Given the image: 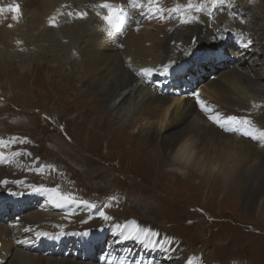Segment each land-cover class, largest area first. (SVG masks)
<instances>
[{
  "label": "rangeland",
  "instance_id": "obj_1",
  "mask_svg": "<svg viewBox=\"0 0 264 264\" xmlns=\"http://www.w3.org/2000/svg\"><path fill=\"white\" fill-rule=\"evenodd\" d=\"M6 1L0 0V7H3ZM10 1L12 6L21 3L18 0ZM30 1L38 4L42 0ZM82 1L79 3L78 10L88 13L85 18L68 17L67 13L74 11V4H68L69 10L59 18L58 26L46 25L43 27V33L38 31L39 33L36 32L30 37L21 38L23 40L20 39V45L12 39L6 41L8 45H4L5 38H1L2 33L0 32V134L8 140L13 148L34 152L37 157L35 166L43 170L38 173L33 164L28 162L27 169L17 166L13 168L11 174H7V178L10 177V180L19 186L32 185L36 190L40 189L39 194L44 193L43 189L55 187L64 194H71L76 200L96 205L95 208L90 207L95 215L86 219L87 221L80 215L74 217L77 222L75 230L65 231L61 234L45 231L36 235L32 238L29 251L26 253L37 257L46 256L45 258L50 259L70 258L73 261H80L82 255H75L74 242L85 239L83 233L90 229H84L85 226L92 224L99 228L101 225H106L107 220L99 216L100 212H104L109 219L114 215L124 214L126 218L136 217L135 221L139 219L141 223L150 221L153 226L161 227L166 231L170 239L172 237L180 242V247L173 244L172 246L175 245L173 249L166 247L161 252V255L169 257L172 261L161 264H172L175 260L174 254L180 249L182 250L180 261L185 260L187 264H192L194 261H196L194 264H264V222L244 208V201L253 199L257 190L250 187L246 189L247 197L241 194L245 188L240 191L241 193L238 191L239 202V199L230 197L234 192H231L232 189H230V194L226 193L228 196L226 194L224 196V188L217 193L215 192L219 189L217 187L208 189L196 180L185 179L177 173L167 171V167L163 164L165 162L158 161L157 156L151 152V148L143 144L134 131V127H130L129 122L123 118L124 106L117 107V102L115 104L112 102L108 110L100 105L97 106V103L96 107L95 101H91L92 96L84 92L81 78L73 74L74 64L79 66L77 58L82 61L84 49L88 45L87 41L84 42L85 38L79 40V33L87 31L85 29L88 26L86 22L91 16V11L94 14H92L93 20L97 21L100 18L95 15V12H98L100 8L94 7L98 5L97 2L92 5V2L88 1L85 5L86 2L81 3ZM161 1L159 0V6H161ZM173 1L175 2L173 4L180 5L182 9L189 3V0ZM192 3L199 4L200 0H192ZM120 5L125 6L118 4V6ZM127 5L132 10L131 6ZM176 5H167L164 8L167 10ZM123 9L125 11V8ZM153 9L155 11V8ZM21 10V13L25 15V8H21ZM192 11L195 12L194 9ZM126 12H130L132 16L142 17L138 11L127 10ZM187 13L186 17H196L197 15L194 22L204 32L203 35L207 41L205 40L203 44L195 43L193 38L191 44L185 43L183 49L186 48L188 51H183V53L184 57H187L184 60L177 59L169 63L173 67L195 59L200 53L206 56L205 61L208 63L210 60L207 57L209 47L214 42H218L216 49L225 48V51L223 50L220 54L228 56L231 51L237 50L236 52H238L247 40L250 39L255 43L258 36L259 40L264 37V0H253L252 3H249V0H234V2L226 0L225 5L219 9H212L209 4L208 10L205 12ZM174 15L166 11L161 19L163 21L173 19ZM0 16V29L6 30L8 28L5 23L6 11L0 12ZM202 17L206 20L210 17L213 19L209 23L211 26H208V30H212V34L220 29H218L219 26L221 27L222 32L219 37L207 36V32L203 31L207 27L204 26L206 20ZM2 18L5 20L3 21ZM63 18L64 21H61ZM129 18L125 20L129 21ZM242 19L243 23H241ZM133 20L132 25L137 26L135 32L138 35H143L144 39L150 36L145 34L142 18L140 22H137L136 19ZM75 23L78 25L76 27L78 28L76 29L77 34L74 36V33L70 36L66 32L65 26L69 24L71 27ZM174 25L175 23L172 26ZM193 25L194 23L188 25L184 32L195 28ZM189 26H191L190 29ZM112 29L116 30V28ZM22 32V35H28L31 31L24 30ZM27 32L29 33L27 34ZM111 32V30H106L94 33L96 35L100 33L103 38L111 41ZM255 32L258 34L255 35ZM17 36L18 34L15 38ZM37 37L42 39L41 42H38L37 46L35 43L30 44ZM119 37L126 39L128 35L123 33ZM97 39L99 40L97 41ZM236 39H240L241 44H234ZM94 40L97 44L104 42L99 37H95ZM44 43L55 45L60 51L57 62L62 64L61 66L56 61H43L37 57V48ZM101 45L103 46V44ZM120 45L122 46L121 42ZM191 46H195L197 49H192ZM199 46L202 48L199 49ZM256 47L258 46L253 44L252 55L256 50L258 51ZM40 49L41 47H39V51ZM256 53L259 54L257 56L258 64L254 65V62L248 60L247 65L243 67L240 65L242 66L244 63L238 62L234 63V68L225 69L226 66L225 70L217 75V78H204L202 85L198 84L195 91L208 90L206 86L208 82L224 80L221 78L222 74L236 68V71L239 72L238 76L248 75L253 80L252 82L256 83L259 89L261 88L260 90H264V55H262L263 51ZM75 59L77 60L75 61ZM55 68L59 72L57 75H55L57 73ZM65 72L70 76L63 77ZM211 75L214 73H210ZM139 85L140 83H137V86ZM177 94L180 97L183 96L179 92ZM259 94L258 101L256 100L259 109L255 111V114L257 115V112L260 111L264 115V93L259 92ZM150 102L152 107H156L155 101L151 100ZM134 117L140 119L139 115ZM69 150H71L70 154ZM92 175L95 177L90 178ZM255 181L256 179L252 180L254 183ZM76 206L78 207V205H74V208ZM73 211L71 212L74 216ZM95 216L92 223H86ZM63 227L66 229L67 224ZM64 229L62 228V230ZM74 233L78 235L76 239H74ZM97 233H101V231H97ZM44 237L60 239V243H55L56 246L61 247L58 254L47 252L53 248L44 247L42 251L40 248L34 249V245H40L42 243L40 239ZM29 241L25 244L15 243V246L24 248ZM101 242L104 243L105 240L102 239ZM63 251L66 252L64 255L68 256H63ZM8 260L1 262L7 264ZM80 262L107 264L100 261V257Z\"/></svg>",
  "mask_w": 264,
  "mask_h": 264
},
{
  "label": "bare ground",
  "instance_id": "obj_2",
  "mask_svg": "<svg viewBox=\"0 0 264 264\" xmlns=\"http://www.w3.org/2000/svg\"><path fill=\"white\" fill-rule=\"evenodd\" d=\"M18 1L21 2L18 3L20 13L22 11L21 8H25V15L21 13L18 21L11 19L10 15H14L15 13L7 11V7L12 6L11 1L7 0L4 2L3 8H5L7 18L6 20L2 18V20H5L6 27L9 24L12 25L6 30L0 29V32L3 34H1V38H5L4 45L9 39L20 45L21 38L30 37L38 31L43 33V27L49 25V18L56 16L58 11L67 12L70 7L67 8L68 4H74V11H81L78 10V7L82 0H42L38 4L30 0ZM88 1L92 2V5L95 2L98 4L105 2V0H83L81 3L86 2L85 5H87ZM107 2L117 6L118 4H124L125 6H120L125 8V11H132L127 5L128 0H107ZM138 2L142 3L141 0H138ZM144 3H146V0ZM173 3H175L173 0H162L160 7L164 8L167 5H176ZM89 5L88 7H90ZM83 10L85 9L83 8ZM99 10L103 15V10ZM136 11L140 13V10L136 9ZM92 12L88 22H86L88 26L85 29L87 31L84 30L82 33H79L80 39H78L83 40L85 38L84 42L87 41L88 45L84 49L82 61H79V58H77L79 66H75L74 64L73 74L81 78V83L83 82L84 84V92L92 96L91 101H95V106L97 103V106L100 105L104 109L107 108V110L111 107L112 102L114 104L117 102V107L120 105L124 106L125 114L123 118L129 122L130 127H134V131L143 141V144L151 148V152L157 156L158 161L162 162L163 160L165 162L162 163L167 167V171L177 173L185 179L196 180L199 184L208 187V189L217 187V189L219 188L215 191L217 193L224 188V196L226 193L230 194V189H232L231 192L234 191L236 193L233 192L230 197L235 199L240 198L238 191L247 197L246 189L250 187L257 190L253 199L244 201V208L254 213L259 220L264 222V142L257 143V141L243 135L236 137L233 136L234 133L223 132L207 119L206 115L196 104L194 97L190 95V93L197 90L196 86L200 82L199 78L196 77L195 71L193 72L194 66L189 70L184 69L185 64L181 65L178 69L169 67L167 73L169 78L172 77L170 80L167 79L166 74H163L162 65H169V63L177 59L184 60L187 57H184L183 53V51H188L186 48L183 49L185 43L191 44L193 38L195 43H205L204 32L200 30L199 25L196 26L194 21L187 24L182 23L181 16L186 17V12L182 8L180 12L175 13L173 19L170 18L165 21L161 19L164 13L157 14V16L149 14V20L143 24V27L145 34H149L150 36L144 39L143 35H138L133 27L129 29L123 23L124 33L129 30L127 33L128 37L126 39L117 37V40L113 44V41L116 39L114 37L116 36V30L108 28V25L102 19V15L100 16L101 19L99 18L97 21L93 20ZM190 13L193 14L195 12L190 11L187 14ZM128 15L130 23L133 24L135 15L132 16L130 12ZM60 17L57 18V21ZM203 19L206 20V18ZM212 20L210 17V19L204 21V26H207L205 27L207 29L204 27V29H201L207 32V36L216 38L220 36L222 30L219 26L218 29H220L215 34H212V30H208V26H211L209 23ZM61 21H64V18ZM120 21H122L121 18ZM217 22L220 23V21ZM174 23L175 25L172 26ZM191 23H194L193 26L195 28L189 26L188 28H191L190 31L188 30L189 33L184 32ZM65 27L66 32L70 36L74 33V36H76V29H78L76 28L78 27L76 23L72 24L71 27L67 24ZM24 30L31 32L30 34L27 32L28 35H22L21 33ZM106 30L112 31L111 41L103 38L100 33L99 35L94 33L95 31ZM118 31H121V29ZM17 34L18 36L15 38ZM257 34L255 32V35ZM158 36L162 37L159 38ZM95 37L103 39L106 44L104 42L97 44L94 40ZM258 37L253 44H256L258 51H263L262 55H264V37H261V40ZM41 40V38L38 39L37 37L32 42L30 41V44L35 43L37 46ZM73 42L75 45V40ZM120 42L122 43L121 47ZM217 43H212L209 51L210 53L217 52L218 55L222 56L227 62V69L232 67L236 62L244 63L242 66L240 65V67H243L247 65L248 60L254 62V65L258 64L257 56L259 54L256 53L258 51L256 50L254 55L251 54L254 52V50L252 51L253 44L248 48L242 46L238 52L229 53L231 56L227 53L228 57L220 54L222 51L216 49ZM233 43L241 44V40L234 41ZM49 44L44 43L40 45V51L39 47L37 48V57H40L43 61L53 60L57 62L60 51L55 45ZM102 47L103 49H101ZM191 48L197 49L195 46H191ZM200 48L202 46H199ZM191 62L189 61V63ZM61 65L59 64V66ZM146 67L154 69L152 75L144 76L142 73L137 74L141 69ZM236 69L222 74L221 78L224 80L208 82L206 85L208 90L199 92L200 96L215 106L221 115H237L240 117H248L250 115L254 126L257 129H264V115L260 111L257 112V115L255 114V111L259 109L256 100L258 101V97L260 96L259 92L264 93V90H260L261 88L259 89L258 85L252 82L253 80L248 75L238 76L239 72ZM55 70L57 69L55 68ZM76 70L77 73H75ZM205 70H207V66ZM60 72L62 73V70ZM58 73L57 70L55 75ZM206 75L207 77L210 76L209 73ZM62 76L69 77L70 75L65 72ZM190 76L191 78L189 79L188 77ZM200 77L202 80L204 79L203 76ZM137 83H140V85L137 86ZM173 85L174 87H172ZM166 86L168 87L166 88ZM98 92L99 95H97ZM177 92L183 96L180 97ZM151 100L152 102H156V107H152ZM215 100L217 101L215 102ZM138 115L140 119L134 117ZM240 130L243 133L244 129L241 128ZM0 141H4V143H0V153H3L9 161L7 164L0 163V180L8 181L6 184L0 183V212H2L0 219V241L6 244V251L11 254L7 264H91L90 262H80L81 260L73 261L70 258L57 260L45 258L46 256L37 257L33 254L25 253L20 249L13 248L8 244L10 243L8 240L12 239L24 241L30 238L37 230L51 231L57 234L64 233L65 231L71 232L76 229L77 222L74 218L75 216L80 215V217L82 216L87 221L86 219L95 214L91 212L93 209L91 210L86 207V204L79 203V205H83V212L81 214H74L73 216L71 211L74 210V204H64L61 202V205L57 206L54 197L49 192L42 190L44 193L41 192L42 194H39L40 192L32 185L19 186L12 182L10 177L7 178V174H11L13 168L17 166L27 169L28 162H31L38 173L43 170L35 166L37 157L34 155V152L13 148L1 134ZM16 153H20L21 155H16ZM54 173L56 174V171ZM94 177L95 175L90 176V178ZM253 179H256L255 183L252 182ZM242 189L244 190L241 191ZM227 194L226 196H228ZM27 198L30 201H25ZM238 201L240 202V199ZM94 218L96 216L86 223H92ZM135 219L136 217L133 216L126 218V215L118 214L112 218L110 217L107 220V224L117 223L124 225L119 228L116 234L118 239L124 238V235H128L133 229H139L140 232L150 230L158 235L146 238L149 241H158L171 249L175 245L180 247V242L172 237L170 239L168 237L169 234L162 230L161 227L153 226L150 221L148 223H146L147 221L141 223L139 219L137 221ZM61 223L62 225H59ZM65 224H67L66 229L63 227ZM91 227L94 226L90 224L85 226L84 229ZM173 244L175 245L172 246ZM181 254V249L174 254L175 260L172 264H187L185 260L180 261ZM199 262H202V260H199Z\"/></svg>",
  "mask_w": 264,
  "mask_h": 264
},
{
  "label": "snow or ice",
  "instance_id": "obj_3",
  "mask_svg": "<svg viewBox=\"0 0 264 264\" xmlns=\"http://www.w3.org/2000/svg\"><path fill=\"white\" fill-rule=\"evenodd\" d=\"M129 3L132 4L134 8H137L140 10V15L143 16L145 14V11L149 14H152L153 16H157V14L165 13L166 11L171 12L172 14H175L177 12L181 11L180 5H176L175 7L171 9H165L163 7L159 6V0H146V3H140L138 0H128ZM226 0H200L199 4H193L192 0H189V3L184 7V12H190L193 9L196 13L205 12L208 10V5L210 4L212 9H219L220 7L225 5ZM234 2V0H233ZM253 0H249V3H252ZM94 7H99L101 10H103V15L101 12H97V16L102 15L103 21L108 25L109 29L116 28L117 30H120L123 26V22L120 21V17L118 13L122 11V9H119L117 5L111 4L105 0V2H102L98 5H95ZM153 8H155V11H153ZM5 11V8L0 7V12ZM7 11L11 13H15L11 16V19L14 21H18L20 18V9L19 5L15 6H8ZM65 13L58 11L56 16H52L49 18V26L56 27L57 24V18L59 16H64ZM88 15V13L80 12V11H69L67 13V16L74 19H83ZM196 20L195 16L192 17H185L181 16V22L182 23H190L192 21ZM243 19L241 20V23H243ZM12 25L9 24L8 27H11ZM139 30V29H137ZM252 40H247L246 43L243 44L244 48H248L252 45ZM163 68V74H166L169 71L170 65L164 64L161 66ZM154 72V69L151 67H146L140 70L139 74H143L144 76H150ZM192 97H194L196 104L200 108V110L206 115L207 119L214 124L218 129H220L223 132L226 133H235L239 131L241 128L244 129L242 135L249 137L251 140L257 141V143L264 142V129H257L254 126V122L251 119V116L248 117H240L237 115H221L220 111L218 109L211 105L208 101L203 99L200 96V93L197 91H193L190 93ZM255 107V105H254ZM0 143H4V141H0ZM16 155H21L20 153H16ZM0 163L7 164L9 161L4 156L3 153H0ZM0 183H8L7 180H0ZM38 191L40 189H37ZM44 191L49 192L55 199V202L57 206L61 205V202L64 204H74V203H84L88 204L87 201H77L71 194H64L62 193L58 188H50V189H43ZM90 207L95 208L96 205L92 204L89 205ZM100 216L104 220H108L109 217L104 213L100 212ZM158 235L155 232H152L150 230H145L143 232H140L139 229H133L131 232H129L128 235H124V239H142V238H150L151 236ZM151 243L156 244L158 241H152Z\"/></svg>",
  "mask_w": 264,
  "mask_h": 264
}]
</instances>
